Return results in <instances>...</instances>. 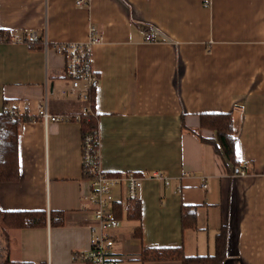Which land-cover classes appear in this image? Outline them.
Listing matches in <instances>:
<instances>
[{"label": "crops", "instance_id": "0c3cea01", "mask_svg": "<svg viewBox=\"0 0 264 264\" xmlns=\"http://www.w3.org/2000/svg\"><path fill=\"white\" fill-rule=\"evenodd\" d=\"M78 1L0 0L11 38L0 37V114L31 118L20 127V180L0 183V210L66 214L60 227L9 230V258L87 264L73 259L91 247L82 125L67 117L92 102L72 90L66 58L44 40L87 42L95 27L98 161L109 174L143 177L141 220L124 217L116 230L122 264H180L143 261L145 249L213 255L222 227L224 264H264V0ZM46 97L60 120L38 118ZM214 113L233 114L240 173L192 133L214 138L201 128V115ZM183 206L196 211L195 228H183Z\"/></svg>", "mask_w": 264, "mask_h": 264}, {"label": "trees", "instance_id": "16d2710c", "mask_svg": "<svg viewBox=\"0 0 264 264\" xmlns=\"http://www.w3.org/2000/svg\"><path fill=\"white\" fill-rule=\"evenodd\" d=\"M0 30V37L10 41V36H5ZM4 35V36H3ZM52 47V44H51ZM92 108L88 112L67 117L68 120L78 121L82 125L84 153L86 139L91 136L94 149L98 152V114L94 107L95 94H91ZM31 120L28 116L11 114L4 111L0 114V183L17 182L20 180L19 166V135L21 124ZM201 128L214 132V138H204L200 133L192 131L204 143L212 145L222 157L231 174L240 173V163L236 159V129L232 113L227 114H202ZM191 132V130H190ZM85 177V175H84ZM86 178V177H85ZM196 211L189 206L181 210L183 228L196 227ZM129 219L141 220V203L135 207ZM66 214L63 211H51L48 214L43 210L36 211H2L0 210V239L3 254L1 264H36L33 262H14L9 258L10 235L9 230L46 227L48 222L52 226H63ZM140 227L137 229L139 232ZM227 228L222 227L216 237V249L213 255L186 256L182 248L145 249L142 251L143 261H179L180 264H224L227 257Z\"/></svg>", "mask_w": 264, "mask_h": 264}, {"label": "built area", "instance_id": "2783aa9c", "mask_svg": "<svg viewBox=\"0 0 264 264\" xmlns=\"http://www.w3.org/2000/svg\"><path fill=\"white\" fill-rule=\"evenodd\" d=\"M78 5H88L86 0H79ZM33 33L31 38L38 39ZM147 41H152L150 34ZM101 41L95 27L90 30L89 40L83 43H49L45 38L44 47H51L67 60L66 76L71 80L72 90L79 91L85 103H90L91 94L99 87V78L91 68V50ZM48 97L41 106L38 118L43 122L58 121L47 109ZM91 110L90 105L84 112ZM11 114H16L11 111ZM92 137L85 142L83 153V171L89 181V192L82 197V210L89 212L92 219L89 229L91 232V247L86 252H78L73 259L87 264H122V258L115 251L116 230L122 223V218L133 213L140 202V190L143 177L128 172L112 175L105 172L99 164L98 152L94 149ZM206 188L207 185L204 184ZM111 231V232H110ZM110 232V233H108Z\"/></svg>", "mask_w": 264, "mask_h": 264}, {"label": "rangeland", "instance_id": "374dc122", "mask_svg": "<svg viewBox=\"0 0 264 264\" xmlns=\"http://www.w3.org/2000/svg\"><path fill=\"white\" fill-rule=\"evenodd\" d=\"M111 232V231H110ZM108 232V233H110ZM3 252V249H2V242H1V239H0V264H1V256H2V253ZM165 261H173V260H165Z\"/></svg>", "mask_w": 264, "mask_h": 264}]
</instances>
